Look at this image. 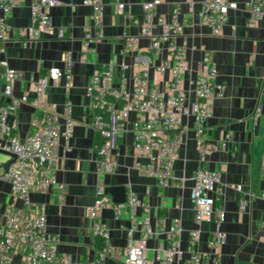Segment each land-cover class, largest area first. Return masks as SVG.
Wrapping results in <instances>:
<instances>
[{
	"label": "built area",
	"instance_id": "obj_1",
	"mask_svg": "<svg viewBox=\"0 0 264 264\" xmlns=\"http://www.w3.org/2000/svg\"><path fill=\"white\" fill-rule=\"evenodd\" d=\"M21 0H0V77L5 78L0 92V151L13 153V161L7 170L0 173V181L10 186L11 200L2 211L0 223V264H13L16 255L22 264H221L222 253L217 249L227 241V233L221 228L226 213L217 205L218 194L223 189L221 173L204 165V161L215 153L225 150L228 142L208 141L205 138V122L211 114L214 101L225 96L226 86L217 80L218 68L209 60L203 59L202 68L196 71L185 86L184 74L187 70L185 48L177 41L178 35L190 22L187 14L175 7L169 15L158 10L163 0H147L142 4L140 18L132 16L133 23L146 27L159 26L160 30L151 36L150 45L156 52L165 46L167 55L155 65L158 75L167 76L166 89L150 81L152 61L143 57L140 69L129 80L121 76L117 86L112 85L115 75L113 65L95 69L86 94L91 107L97 111L94 128L103 141L97 145L96 172L98 175L115 170L117 161L111 157L115 148V137L123 128L125 121L134 115L132 121L133 146L137 156L133 167L142 175L156 180L158 186L166 187L173 182V169L186 135L192 134L198 154V166L190 179L193 181L190 198L194 206L193 221L195 227L188 231L187 245L183 246L181 235L184 231L182 220L175 217L167 222L164 216H154L147 194L140 195L129 183L126 186V200L114 203L106 192L108 186L101 181L96 189L95 198L86 207L89 218L94 220L93 236L105 242L97 254L83 263L74 261L73 256L58 249L59 237L47 229V205L32 198L33 191H46L58 186L62 197L67 186L60 184L54 168L59 160L61 140H71L76 120L73 116V102L66 101L64 114L44 105L43 97L49 85L65 76L70 78L68 68L51 66L48 72L39 76L31 90L36 93L30 97L28 92L16 95L13 82L23 80L25 72L9 65L5 57L7 44L11 40L6 29L13 8ZM84 5L92 7V13L85 26L84 50H88L95 41L105 39L102 30L103 0H82ZM59 0H30L31 24L18 30L16 41L28 47L41 41L44 35L55 31L60 38L65 30L56 26L51 9ZM116 13H123L128 5L123 0H113ZM228 0H202L199 11L201 24L210 28L212 34L222 33L229 18V11L235 7ZM246 22L250 26L258 24L264 18V0H250L246 8ZM139 40L134 33H125L123 52L132 51ZM86 61V53L82 54ZM123 69L126 62L121 63ZM3 68V71H1ZM25 102L41 109L30 120V131L21 137L14 131L15 125L9 117ZM72 150V144L64 146ZM187 176L177 182L183 188ZM237 190L244 192L239 198V207L246 210L255 194L244 191L241 184ZM264 199V189L262 192ZM181 204L183 195L176 198ZM114 210L116 218L126 215L128 224L120 227L127 235L123 249H116L108 243L111 235L109 225L100 218L107 208ZM214 220L217 227L208 239V250H197L201 237V223ZM135 234L138 235L135 238ZM158 237V244L151 248L149 241ZM162 238V239H161ZM154 253L151 255L150 251ZM109 258H112L109 261ZM118 260H116V259Z\"/></svg>",
	"mask_w": 264,
	"mask_h": 264
},
{
	"label": "crops",
	"instance_id": "obj_2",
	"mask_svg": "<svg viewBox=\"0 0 264 264\" xmlns=\"http://www.w3.org/2000/svg\"><path fill=\"white\" fill-rule=\"evenodd\" d=\"M123 1L128 8L119 14L114 10L113 0H103L102 30L105 39L93 42L86 51L85 26L93 9L84 5L82 0H59V4L51 9L54 24L65 30L62 38L51 31L41 41L28 47L16 41L18 30L31 24L30 0H21L13 8L6 29L11 40L5 57L11 67L25 72L23 80L13 82L16 95L33 92L31 87L35 80L47 73L51 66L67 69L68 63H71V77L63 76L53 82L43 97L44 105L60 114H64L67 100L73 102V116L77 124L71 140H61L59 160L54 168L58 182L67 186V192L62 197L60 187L51 186L43 192L33 191L32 198L47 205L48 231L59 237V251L70 253L77 263H83L97 254L92 232L94 220L87 216L86 207L95 198L101 181L125 187L130 183L137 193L149 196L152 214L164 216L168 223L180 217L184 227L181 235L183 246L187 245L188 231L195 227V211L190 198L193 181L190 177L198 166V154L192 134L183 139L173 169V182L160 187L155 179L142 175L133 167L137 152L133 146L132 115L123 122V128L115 137V148L111 152V157L118 163L115 170L101 175L96 172L97 145L103 138L94 128L97 111L92 109L86 94L94 70L113 65L115 75L112 85L117 86L121 76H125L131 86L134 72L140 69L142 58L146 57L152 61L151 83L166 89L167 76L158 75L155 71V65L166 58V48L163 46L156 52L150 45L151 36L160 28L146 27L142 32V26L132 20V16H142V4L147 0ZM228 1L236 6L230 9L228 21L219 35L212 34L210 28L199 20L202 0H163L158 10L169 15L177 7L190 18L177 38L185 48L188 63L184 74L186 88H189L196 71L202 68L205 57L217 66V80L226 86L225 96L214 101L205 122V138L208 141L228 142L225 150L204 161L205 166L221 173L224 184L216 202L226 213L221 228L227 233V241L217 248L222 253L221 264H264V18L250 26L246 22V8L250 0ZM125 33L139 36L136 47L126 53L123 52ZM84 53L85 62L81 59ZM122 62H126L128 67L123 69ZM89 63L93 64L92 71L87 68ZM4 81L5 78L0 77V92ZM40 110L31 102L23 103L9 117V122L15 125L14 131L25 137L30 131L33 114ZM68 143L72 144L71 151L64 149ZM6 162H0V173ZM184 175L189 179L183 188H179L177 182ZM239 184L244 191L255 194L246 210L239 207V198L244 194L237 190ZM180 194L183 200L178 204L176 198ZM10 200V186L1 180L0 223L2 211ZM100 218L111 229L108 243L116 249H123L127 235L120 225L128 224V218H116L111 207H107ZM216 227L214 220L201 223L198 251L204 253L208 250V239ZM157 244L158 237L149 241L151 248ZM153 253L151 249L150 254ZM13 264H22L19 255L15 256Z\"/></svg>",
	"mask_w": 264,
	"mask_h": 264
},
{
	"label": "water",
	"instance_id": "obj_3",
	"mask_svg": "<svg viewBox=\"0 0 264 264\" xmlns=\"http://www.w3.org/2000/svg\"><path fill=\"white\" fill-rule=\"evenodd\" d=\"M87 68L90 69V71L93 70V64H87ZM92 73V72H90ZM30 97H35V92L29 93ZM9 156L14 157L15 155L13 153H7ZM13 159L11 158L4 164V169L7 170L9 168V165ZM106 192L112 196V200L114 203H123L126 200V187L125 185H108L106 187Z\"/></svg>",
	"mask_w": 264,
	"mask_h": 264
},
{
	"label": "trees",
	"instance_id": "obj_4",
	"mask_svg": "<svg viewBox=\"0 0 264 264\" xmlns=\"http://www.w3.org/2000/svg\"><path fill=\"white\" fill-rule=\"evenodd\" d=\"M104 245H105L104 240H102L100 238L95 240V246H96L97 251L100 250L101 248H103Z\"/></svg>",
	"mask_w": 264,
	"mask_h": 264
},
{
	"label": "rangeland",
	"instance_id": "obj_5",
	"mask_svg": "<svg viewBox=\"0 0 264 264\" xmlns=\"http://www.w3.org/2000/svg\"><path fill=\"white\" fill-rule=\"evenodd\" d=\"M8 159H9L8 154L0 151V162H6Z\"/></svg>",
	"mask_w": 264,
	"mask_h": 264
}]
</instances>
